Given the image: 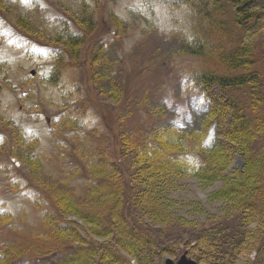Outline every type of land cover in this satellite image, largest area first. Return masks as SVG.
Listing matches in <instances>:
<instances>
[{
    "label": "rangeland",
    "instance_id": "1",
    "mask_svg": "<svg viewBox=\"0 0 264 264\" xmlns=\"http://www.w3.org/2000/svg\"><path fill=\"white\" fill-rule=\"evenodd\" d=\"M197 2L0 0V249L42 257L66 251L68 243L81 249L64 263L28 264H165L182 256L216 264L219 251L233 250L225 235L238 229L247 244L232 264H264V204L248 221L242 209L251 199L232 189L247 176L244 165L255 152L226 139L232 119L252 112L253 94L244 86L224 92L194 81L201 72H231L214 55L189 49L208 45L209 55L218 42L228 47L253 37L235 24L229 7L207 20V7ZM89 16L91 32L84 28ZM71 35L82 43L76 53L62 40ZM228 97L209 133H218L225 149L216 162L208 154L202 176L177 172L173 161L175 168L162 167L165 161L151 162L132 145L170 124L196 129ZM260 111L264 116V102L248 116L250 126ZM257 141L252 148H264V130ZM94 158L101 166L89 162ZM57 188L64 196H53ZM114 188L118 196L100 198ZM51 215L73 223L81 240L57 233ZM123 218L138 232L127 234L132 229ZM209 232L217 240L204 237ZM242 237L236 233L234 241Z\"/></svg>",
    "mask_w": 264,
    "mask_h": 264
},
{
    "label": "trees",
    "instance_id": "2",
    "mask_svg": "<svg viewBox=\"0 0 264 264\" xmlns=\"http://www.w3.org/2000/svg\"><path fill=\"white\" fill-rule=\"evenodd\" d=\"M198 1L197 3L201 2L203 3V7H207L205 10L203 9V16H206V19L209 20L211 18L210 15H212L213 12H222V10L226 7H229L230 14L232 15V19L235 22L236 25L239 27L245 29L252 34L253 39H249L247 42H240L238 44H231L230 46L226 47L221 42L216 43V46L218 48L215 50V52L210 51L211 54H207L205 50L207 49V46L205 48L204 44L197 43V44H190V52L193 54H200V55H207L213 58L218 59L221 63L226 65L227 69H230V74L225 73H218L216 71H207V72H201L200 74L195 75V80L197 83L204 85L206 87H210V84H215L217 87L224 92L227 89H233L235 87L244 86L248 91H250V94L252 97V105L251 108L252 112L247 113L243 112L241 114L236 115L237 117L233 120V125L227 129L228 133L226 134V139L232 142H244L246 146L249 145V148H251L250 151H253L255 153L250 154L248 165H244L245 168L248 170L247 176L244 177L243 182L240 183V185H235L233 190L235 189L234 193L238 196V198H241L243 191L247 193V197L251 200L244 201V208L243 211V217L246 218L248 221L250 220L252 213H259L258 211L261 209L262 204H264V148L262 146H259L258 149H253L252 144L255 143V141L258 140V134L264 130V116L263 114L259 113L258 122L256 120L255 125L250 126V119L247 120L251 116V114L258 113V107L261 105V103L264 102V6L261 4V0H193ZM196 3V4H197ZM263 7V8H262ZM200 12V11H199ZM210 14V15H209ZM205 19V18H204ZM87 24L85 30H93V27L95 26V21L89 16L86 18ZM213 22V20H212ZM211 23V20H210ZM260 24V25H259ZM61 40V39H59ZM63 42L68 45V48L72 51H78L79 47H81L82 43L81 40H77L72 35L68 39H62ZM61 40V41H62ZM252 40V41H251ZM216 47H214L215 49ZM71 51V52H72ZM75 52V53H76ZM74 54V53H73ZM197 78V79H196ZM208 89V88H207ZM229 97L228 100H225L224 102H221V100L217 101V106L213 107V111H208V113L204 116L202 120V124L200 127L196 129H182L178 127L175 124H170L166 126L165 128L161 129L162 131L159 133H152L150 136L145 138V141L139 142L135 139L131 140L132 145L135 146L136 151L141 153V156H144L149 159V161L154 162L156 160H163L165 161V165H160V167H174L172 166V163H175V167L177 172L185 174V175H191V176H202L203 170L208 167H210L209 160H208V154H210L212 157H214V161H218V159L221 158L222 154L220 155L219 151L225 149L224 146H222L221 141L219 139L218 133L215 135L210 136V129L212 128V124H215L218 126L220 124L219 118L220 112L227 109L229 107ZM237 111L240 109L239 103L236 105ZM242 110V109H241ZM246 113V114H245ZM216 114V115H214ZM221 114H223L221 112ZM215 116L216 118L212 117ZM218 115V116H217ZM258 115V114H257ZM249 116V117H248ZM247 120V121H245ZM245 121V122H244ZM235 122H238L234 124ZM253 124V122H252ZM236 127V128H235ZM254 127V130H251ZM239 129V130H238ZM154 134V135H153ZM190 137L194 138L191 139ZM258 142V141H257ZM256 142V143H257ZM193 144H198L196 147H193ZM251 146V147H250ZM81 147V145L79 146ZM78 147V148H79ZM160 147V155L156 156V150ZM78 148L75 149L76 152H78ZM249 151V152H250ZM158 153V154H159ZM150 156V157H148ZM152 156V157H151ZM90 158V155H89ZM95 159V158H94ZM96 162H92V165H100L101 161L100 159H95ZM173 161V162H172ZM214 162V163H215ZM157 164V163H156ZM104 165L107 167H111V165L108 162H104ZM116 172L120 170V168L117 167V164H115ZM174 167V168H175ZM209 169V168H208ZM76 170H79L78 167ZM121 175H124L123 171H121ZM245 172V169L243 170ZM120 175V174H119ZM120 175V176H121ZM91 181H94V188L99 189L100 183H98L95 179L90 178ZM106 182V181H104ZM110 184V183H109ZM98 187V188H97ZM105 187V186H104ZM238 187V188H237ZM93 191L92 189L88 190V195ZM66 191H62L59 188L53 191V196L58 195L60 197L64 196ZM142 192H140L141 194ZM233 191H231V194ZM72 193L69 191L68 195L70 196ZM102 193H100L101 195ZM120 192L116 188L113 190H110L106 192L105 194H102L100 198L110 197L112 195L118 196ZM52 196V197H53ZM73 197V195H72ZM142 197V195H141ZM57 197L54 198L55 203ZM97 199V198H96ZM243 200H245L242 197ZM95 200V199H94ZM242 200V201H243ZM151 201V202H150ZM145 206H149L152 203L151 199L143 200ZM53 203V202H51ZM54 204V203H53ZM115 207L117 205V202L115 201L113 204ZM60 206V205H59ZM58 206V207H59ZM112 207V208H115ZM257 209V211H256ZM248 211V212H246ZM59 214V213H58ZM108 215L113 216V211H110L107 213ZM122 216V214H120ZM48 216V215H47ZM52 220H54V230L58 231L59 234H65L68 237H71V241H74L76 238L78 240H81L79 238L78 234H74L75 230L80 231L77 227L73 226V223L69 222H63L59 220V217L57 215H51ZM105 218V217H104ZM107 219V218H106ZM113 220V218H111ZM51 220V221H52ZM123 221H125V226L131 227L132 231L127 230V234L131 233H137L138 229H135L133 226H129V223H126V219L123 218ZM109 222V221H108ZM114 224V221H112ZM111 222V224H112ZM105 226H107L105 224ZM126 227V229H127ZM242 227V224L241 226ZM109 227L105 229L106 232L108 231ZM213 229V228H212ZM211 229V230H212ZM110 230V229H109ZM77 231V232H78ZM236 231V232H234ZM233 232L230 234H226L224 238H227L230 240L229 242L233 246V250H228L226 254L222 256L221 252L219 251L218 256L214 257L217 259L218 263L216 264H232L239 255L242 254L243 250H245L244 246L247 244L246 240V232H241L238 229H234ZM112 232V231H111ZM215 232H209L208 234H205L204 237L211 236L212 240H217L214 237ZM237 236L242 235L243 237L241 239L234 241ZM80 234V233H79ZM105 234V233H104ZM74 240H73V239ZM233 241V242H232ZM69 244V243H68ZM67 244L66 251L62 248L52 250L50 254L46 255L47 257H42L39 255H19V253H13V255L8 254L4 251V249H0V259L6 261V264H21V263H27L29 261H34L33 259L38 258L39 262H44V260H49V262L57 263V262H66L73 259V256H79L80 250L79 248L75 247L72 244ZM74 249L75 252H72ZM67 250L70 251L67 253ZM97 250V249H96ZM71 255H73L71 257ZM42 259V260H41ZM199 264L202 262L200 259L196 258ZM204 263V262H203ZM207 264V263H205ZM208 264H211L210 261Z\"/></svg>",
    "mask_w": 264,
    "mask_h": 264
},
{
    "label": "water",
    "instance_id": "3",
    "mask_svg": "<svg viewBox=\"0 0 264 264\" xmlns=\"http://www.w3.org/2000/svg\"><path fill=\"white\" fill-rule=\"evenodd\" d=\"M165 264H198L195 260L186 256H182L178 263H175L172 258H166Z\"/></svg>",
    "mask_w": 264,
    "mask_h": 264
}]
</instances>
